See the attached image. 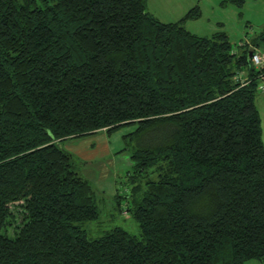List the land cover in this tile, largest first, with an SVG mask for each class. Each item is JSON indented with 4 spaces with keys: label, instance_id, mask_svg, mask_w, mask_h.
I'll list each match as a JSON object with an SVG mask.
<instances>
[{
    "label": "trees",
    "instance_id": "1",
    "mask_svg": "<svg viewBox=\"0 0 264 264\" xmlns=\"http://www.w3.org/2000/svg\"><path fill=\"white\" fill-rule=\"evenodd\" d=\"M198 15L162 22L146 0H0V264L264 263L257 84L233 79L253 76L264 27L233 48L225 32L184 26ZM126 126L132 165L113 198L139 234L91 237L99 192L63 142Z\"/></svg>",
    "mask_w": 264,
    "mask_h": 264
},
{
    "label": "rangeland",
    "instance_id": "2",
    "mask_svg": "<svg viewBox=\"0 0 264 264\" xmlns=\"http://www.w3.org/2000/svg\"><path fill=\"white\" fill-rule=\"evenodd\" d=\"M196 6L199 7V15L197 17L186 18L183 21L184 26L192 33L200 36H211L216 32H225L233 48H237V45L256 36L264 27V0H243L240 6L234 0H146V9L149 14L162 22L178 21ZM258 47L260 49L264 48L262 44ZM255 104L259 111L262 129L261 137L264 145V93L258 90L255 95ZM133 128V126L122 127L110 135L100 130L91 135L63 142L64 146L77 156L76 165L81 174L88 178L99 192V217L95 221H90L86 224L89 236L91 237L102 235L115 226L123 228L132 235L139 234L138 224L131 212L122 211V208L126 207V198H121L119 205L116 199L113 198L114 191L110 190L109 181L114 185L116 182L111 179L106 180L103 182L105 183V190H100L102 187H100L99 183L102 182L97 181L99 169L96 168L97 163L101 170L105 169L104 165L106 168H109V160H115L112 168L113 172L116 173L114 180H123L122 174L130 169L132 163L129 160V150L121 152L123 153L122 155L118 151L124 145L121 138L122 134L133 130ZM101 139H104L103 143H106V146L109 144L111 154L97 151L99 150ZM84 140H88L94 149L81 148L84 145L81 144ZM77 147H80L81 151H76ZM86 154H89L91 157ZM118 161L119 163L117 164ZM125 165L127 166L125 167ZM119 168H122V171L120 170L119 172ZM91 171L94 172L93 178L88 177L90 176L88 172ZM116 185H119L120 191L123 192L124 186H120L118 183ZM244 264L264 263L251 259L245 261Z\"/></svg>",
    "mask_w": 264,
    "mask_h": 264
},
{
    "label": "built area",
    "instance_id": "3",
    "mask_svg": "<svg viewBox=\"0 0 264 264\" xmlns=\"http://www.w3.org/2000/svg\"><path fill=\"white\" fill-rule=\"evenodd\" d=\"M243 44L244 42L240 45ZM248 59L254 71L253 76L249 78L247 72L240 70L234 73L233 79L236 82H239L241 85H245L246 83L250 82V79L252 78L256 81L257 90L264 93V48H253L251 54H249Z\"/></svg>",
    "mask_w": 264,
    "mask_h": 264
},
{
    "label": "crops",
    "instance_id": "4",
    "mask_svg": "<svg viewBox=\"0 0 264 264\" xmlns=\"http://www.w3.org/2000/svg\"><path fill=\"white\" fill-rule=\"evenodd\" d=\"M102 132H104V130H101ZM101 142H100V145H99V150H97L98 152H100V153H103V152H105L104 154H111V147H109V144H108V146H106L107 144L105 143H103V141H104V139H101L100 140ZM81 144H84V145H82V147L81 148H86V149H94V147L90 144V142L88 141V140H84V142H82ZM99 144V143H98ZM109 147V148H108ZM80 147H77L76 148V151H78L79 152V150L81 149ZM120 150V149H119ZM81 151V150H80ZM119 152V151H118ZM121 153V152H120ZM81 154V153H80ZM113 154H115V153H113ZM123 153H121L120 155H122ZM86 155H88V156H90L89 154H86ZM91 157V156H90ZM121 159H122V157H121ZM128 159V158H127ZM126 161V160H125ZM103 162V161H102ZM107 163V162H106ZM115 163V160L114 161H112V160H109V162H108V165H109V168H106V166L104 165V167H105V169H103V170H101V168L98 166V163H97V165H96V168L97 169H99V174H98V177H97V181H99V182H102V183H99L100 184V187H102L100 190H105V183H103L104 181H106V180H113L114 182H116L114 179L116 178L115 176H116V173L115 172H113V164ZM119 163V161L117 162V164ZM128 164V163H127ZM127 165H125V167H126ZM120 170L122 171V168H119V172H120ZM88 174H90V176H88L89 178H93V175H94V172L93 171H91V172H88ZM109 184H110V190L111 191H115V189H117V190H119V185H116V183H115V185L114 184H111L110 183V181H109Z\"/></svg>",
    "mask_w": 264,
    "mask_h": 264
},
{
    "label": "bare ground",
    "instance_id": "5",
    "mask_svg": "<svg viewBox=\"0 0 264 264\" xmlns=\"http://www.w3.org/2000/svg\"><path fill=\"white\" fill-rule=\"evenodd\" d=\"M250 50H253V48H251ZM250 50H249V51H250ZM251 52H252V51H251ZM251 52H249V54H251Z\"/></svg>",
    "mask_w": 264,
    "mask_h": 264
},
{
    "label": "water",
    "instance_id": "6",
    "mask_svg": "<svg viewBox=\"0 0 264 264\" xmlns=\"http://www.w3.org/2000/svg\"><path fill=\"white\" fill-rule=\"evenodd\" d=\"M252 50H250L249 52H251Z\"/></svg>",
    "mask_w": 264,
    "mask_h": 264
}]
</instances>
